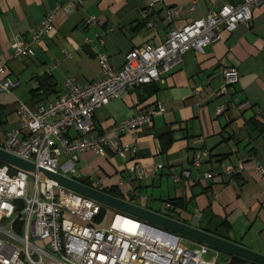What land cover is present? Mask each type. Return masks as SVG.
Wrapping results in <instances>:
<instances>
[{
    "label": "crops",
    "instance_id": "1",
    "mask_svg": "<svg viewBox=\"0 0 264 264\" xmlns=\"http://www.w3.org/2000/svg\"><path fill=\"white\" fill-rule=\"evenodd\" d=\"M72 1L0 0V63L16 83L11 94L0 92V146L19 123L17 102L33 111L66 94V79L81 85L101 79L98 54H106L119 69L134 48L158 45L171 29L204 18L224 1L243 2L161 0L148 10L147 0H84L76 9ZM56 6L60 11L53 31L32 45L33 56L13 58L11 44L26 40ZM172 6L179 13L168 24L164 18ZM88 16L96 24L83 27ZM146 17L153 28L146 27ZM218 37L203 53L186 52L169 74L94 112L91 135L128 117L164 109L137 130L135 139L121 137L136 148L127 164L113 150L105 156L85 152L79 156L77 179L160 214L166 202H177L163 215L264 255V177L254 171L255 164L264 166V4L252 10L248 24ZM85 38L90 41L84 43ZM228 67L237 70L238 83L221 93L222 69ZM220 106L224 110L218 113ZM68 136L76 134L69 131ZM197 155L198 166L193 162ZM133 162L147 171L144 179L129 180ZM237 164L243 170L231 177L226 169ZM224 255L229 264L231 257Z\"/></svg>",
    "mask_w": 264,
    "mask_h": 264
},
{
    "label": "built area",
    "instance_id": "2",
    "mask_svg": "<svg viewBox=\"0 0 264 264\" xmlns=\"http://www.w3.org/2000/svg\"><path fill=\"white\" fill-rule=\"evenodd\" d=\"M83 1L74 0L69 5L76 9ZM160 1L147 0V9L152 10ZM263 4L264 0H243L237 4L224 1L204 18L171 29L158 45L134 48L125 56L119 69L109 64L106 54H98L103 72L101 79L84 85L66 79V94L33 111L17 102L19 123L8 132L0 148L37 168L80 182L83 180L77 179V164L82 153L105 156L108 150H113L127 164L129 156H135L136 148L123 144L121 137L128 134L135 139L137 130L150 124L164 109L159 106L145 114L128 117L98 135H91L94 112L109 101L121 99L129 91L169 74L186 52L203 53L206 46L219 39V32L231 33L239 24H248L252 10ZM59 11L60 7L56 6L28 33L26 40L14 41L12 57H32V45L39 44L53 31ZM178 13V7L168 8L165 22L171 24ZM145 19L146 27L153 28L154 23ZM95 24L96 19L88 16L82 26ZM96 39L102 45L97 35ZM89 41L84 39V43ZM64 54L70 57L69 53ZM222 78L221 93H226L239 79L233 67L222 69ZM15 87L16 83L0 63V92L11 94ZM223 110L220 106L218 113ZM69 131L75 132L76 136L70 138ZM199 158L197 155L193 160L196 166ZM156 168L160 169L162 165ZM129 170L130 181H140L147 174L135 162ZM242 170V164L226 169L231 177ZM254 171L264 177L263 165L255 164ZM187 176L188 172H183V177ZM205 177L212 175L205 174ZM89 186L102 191L96 184ZM164 207L169 212L174 209L170 202ZM103 208L39 174L0 163V264H218L217 251L197 243H191L189 247L186 239L124 214L114 213L106 228H96L94 222H98L96 219Z\"/></svg>",
    "mask_w": 264,
    "mask_h": 264
},
{
    "label": "water",
    "instance_id": "3",
    "mask_svg": "<svg viewBox=\"0 0 264 264\" xmlns=\"http://www.w3.org/2000/svg\"><path fill=\"white\" fill-rule=\"evenodd\" d=\"M0 163L10 167H16L30 173L39 174L44 178L55 182L60 187L90 199L102 205L104 208L113 210L116 214L127 215L141 221L147 226L160 229L175 236H180L197 244L205 245L212 250L224 253L230 257L239 258L250 264H264V255L247 249L237 243L194 228L163 214L133 204L129 201L111 196L103 191L91 188L78 180L67 178L42 168H37L34 164L17 158L5 152L1 148Z\"/></svg>",
    "mask_w": 264,
    "mask_h": 264
},
{
    "label": "rangeland",
    "instance_id": "4",
    "mask_svg": "<svg viewBox=\"0 0 264 264\" xmlns=\"http://www.w3.org/2000/svg\"><path fill=\"white\" fill-rule=\"evenodd\" d=\"M29 181L31 183V180H29ZM161 213L162 214L166 213V210L165 211H161ZM113 214H114L113 210L105 208L104 214H103L101 220L98 221V222H94L95 224L93 226L96 227V228H106L109 225ZM187 245L189 247H191L190 246L191 245L190 241H187ZM226 263H227L226 256L223 253L220 252L219 255H218V264H226Z\"/></svg>",
    "mask_w": 264,
    "mask_h": 264
},
{
    "label": "trees",
    "instance_id": "5",
    "mask_svg": "<svg viewBox=\"0 0 264 264\" xmlns=\"http://www.w3.org/2000/svg\"><path fill=\"white\" fill-rule=\"evenodd\" d=\"M0 118H1V111H0ZM82 183L86 184V185H90L88 182L86 181H81ZM107 194L111 195V196H114V197H117V198H120L121 199V196H119L118 194L115 193V191H106ZM170 203L172 204H176V205H179L177 202H174V201H169ZM104 210L105 208L102 209L100 215L98 216V218L96 219V221H100L103 214H104ZM229 264H247L246 261L244 260H241L239 258H235V257H231L230 261H229Z\"/></svg>",
    "mask_w": 264,
    "mask_h": 264
},
{
    "label": "bare ground",
    "instance_id": "6",
    "mask_svg": "<svg viewBox=\"0 0 264 264\" xmlns=\"http://www.w3.org/2000/svg\"><path fill=\"white\" fill-rule=\"evenodd\" d=\"M117 221H118V219H117Z\"/></svg>",
    "mask_w": 264,
    "mask_h": 264
}]
</instances>
